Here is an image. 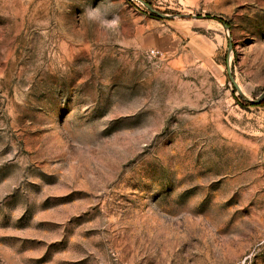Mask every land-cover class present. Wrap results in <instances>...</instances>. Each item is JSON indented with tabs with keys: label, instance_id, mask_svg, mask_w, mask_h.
I'll use <instances>...</instances> for the list:
<instances>
[{
	"label": "rangeland",
	"instance_id": "obj_1",
	"mask_svg": "<svg viewBox=\"0 0 264 264\" xmlns=\"http://www.w3.org/2000/svg\"><path fill=\"white\" fill-rule=\"evenodd\" d=\"M149 1L0 0V264H264V0Z\"/></svg>",
	"mask_w": 264,
	"mask_h": 264
},
{
	"label": "water",
	"instance_id": "obj_2",
	"mask_svg": "<svg viewBox=\"0 0 264 264\" xmlns=\"http://www.w3.org/2000/svg\"><path fill=\"white\" fill-rule=\"evenodd\" d=\"M135 1L139 2L142 6H144L148 10L149 13L155 15L157 18H160V19H174V18H178V19L193 18V19H196V18H198L197 16L188 15V14L164 13V12L157 10L156 8L151 6L150 4H148L145 0H135ZM201 18H206V16H201ZM224 28L227 29V26H224ZM230 51H231V39L228 36V45H227V55H226L225 66H226V74H227V77H228L230 84L233 87V90L236 92L238 97L241 98L245 102H248V103L254 104V105L261 103L264 100V91L255 99H247L243 95L239 85L234 80L233 75H232L231 70H230V67H229V60H228Z\"/></svg>",
	"mask_w": 264,
	"mask_h": 264
},
{
	"label": "crops",
	"instance_id": "obj_3",
	"mask_svg": "<svg viewBox=\"0 0 264 264\" xmlns=\"http://www.w3.org/2000/svg\"><path fill=\"white\" fill-rule=\"evenodd\" d=\"M163 2L167 3H176L180 7L184 8H193L199 4L200 0H162ZM141 32V30H137L136 33Z\"/></svg>",
	"mask_w": 264,
	"mask_h": 264
},
{
	"label": "trees",
	"instance_id": "obj_4",
	"mask_svg": "<svg viewBox=\"0 0 264 264\" xmlns=\"http://www.w3.org/2000/svg\"><path fill=\"white\" fill-rule=\"evenodd\" d=\"M127 1H129V0H127ZM148 4H150L151 6H152V3L149 1V0H145ZM171 10H164L163 12H170ZM149 16H151V17H155L156 18V16L155 15H153V14H151V13H149ZM199 18V17H198ZM206 18L207 19H209V18H213V19H215V20H217V21H219V22H222V20H221V18L219 17V16H206ZM264 103V101L261 103V104H263Z\"/></svg>",
	"mask_w": 264,
	"mask_h": 264
},
{
	"label": "built area",
	"instance_id": "obj_5",
	"mask_svg": "<svg viewBox=\"0 0 264 264\" xmlns=\"http://www.w3.org/2000/svg\"><path fill=\"white\" fill-rule=\"evenodd\" d=\"M158 53H159V52H158L157 50L153 49V48L149 49V54H150V55L155 56V55L158 54Z\"/></svg>",
	"mask_w": 264,
	"mask_h": 264
}]
</instances>
